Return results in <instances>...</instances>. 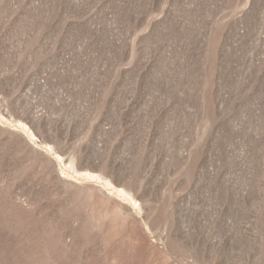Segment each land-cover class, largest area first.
Here are the masks:
<instances>
[{
  "label": "rangeland",
  "instance_id": "374dc122",
  "mask_svg": "<svg viewBox=\"0 0 264 264\" xmlns=\"http://www.w3.org/2000/svg\"><path fill=\"white\" fill-rule=\"evenodd\" d=\"M0 264H264V0H0Z\"/></svg>",
  "mask_w": 264,
  "mask_h": 264
},
{
  "label": "bare ground",
  "instance_id": "6f19581e",
  "mask_svg": "<svg viewBox=\"0 0 264 264\" xmlns=\"http://www.w3.org/2000/svg\"><path fill=\"white\" fill-rule=\"evenodd\" d=\"M29 136V135H28ZM35 137V136H34ZM99 178V177H98ZM120 194L126 195V192L123 189H118L117 190ZM136 203V202H135Z\"/></svg>",
  "mask_w": 264,
  "mask_h": 264
}]
</instances>
